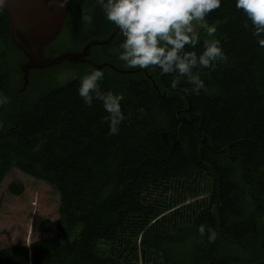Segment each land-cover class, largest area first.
Masks as SVG:
<instances>
[{"label":"trees","instance_id":"1","mask_svg":"<svg viewBox=\"0 0 264 264\" xmlns=\"http://www.w3.org/2000/svg\"><path fill=\"white\" fill-rule=\"evenodd\" d=\"M68 1L73 50L117 29L97 0ZM6 16L1 38L9 36ZM207 22L219 23L227 59L197 70L207 89L199 95L185 91L186 79L172 89L159 69H130L110 56L122 33L92 50L91 59L105 58L99 65L133 72L105 68L100 82L124 96L116 135L102 122V102L88 107L79 96L84 75L18 97L9 60L18 48L0 41V93L8 97L0 106V189L16 168L60 195L58 223L40 224L57 234L30 248H0V264H264V48L235 0H223ZM9 191L22 196L25 187L16 182ZM201 224L215 240L200 237Z\"/></svg>","mask_w":264,"mask_h":264},{"label":"clouds","instance_id":"2","mask_svg":"<svg viewBox=\"0 0 264 264\" xmlns=\"http://www.w3.org/2000/svg\"><path fill=\"white\" fill-rule=\"evenodd\" d=\"M8 0H0V10ZM105 19L114 24L123 35V42L110 54H117L130 69L147 70L157 68L171 76L170 87L177 88L186 79L191 86L185 91L199 95L206 91L205 82L198 69L212 70L227 59L218 39L206 40L202 51L197 28H203L209 37L217 29L207 18L220 9L223 0H97ZM235 8L250 22L244 25L252 29L259 47L264 48V0H235ZM104 72L93 70L84 75L78 88L83 103L91 107L94 100L102 102L108 114L102 122L109 126V135H116L126 119L122 111L123 94L104 92L100 82ZM8 103V97L0 93V106ZM201 238L207 235L209 242L216 239V233L206 224L198 228Z\"/></svg>","mask_w":264,"mask_h":264},{"label":"rangeland","instance_id":"3","mask_svg":"<svg viewBox=\"0 0 264 264\" xmlns=\"http://www.w3.org/2000/svg\"><path fill=\"white\" fill-rule=\"evenodd\" d=\"M218 30L219 23L214 24ZM199 35V41L205 42L206 40L216 39L218 31L209 37L206 30L203 28H197ZM123 37L120 41H123ZM55 50L59 51H72L74 47L70 44V41H65V37L60 36L52 46ZM51 48V47H50ZM48 46V49H50ZM13 50V49H11ZM45 52L50 54V50L45 49ZM99 50L94 51V56L98 54ZM53 53V52H52ZM110 56H118L117 54H109ZM51 57H54L51 55ZM10 65L13 71V83L15 89L20 88L21 75L18 71V67L25 63L24 58L18 49H15L10 55ZM96 63H103L105 58L103 56L92 57ZM76 67V65H74ZM92 67L86 65H80L71 69L68 64L64 63L57 68H49L45 70L43 74L52 75V80L49 85H64L70 82L78 75H86L91 73ZM95 69V68H94ZM20 70V68H19ZM54 70V71H52ZM96 70V69H95ZM11 71V72H12ZM104 72V70H102ZM38 73L35 71L32 75V81L28 89L27 97L34 98L37 92H32L38 77ZM41 76V75H40ZM20 84V85H19ZM42 89L43 85H39ZM2 125L0 122V130ZM36 181V182H35ZM20 182L25 187V192L22 196H14L9 191L11 184ZM59 193L50 185L42 181H37L31 176H28L20 170L13 168L9 175L4 179L0 189V248H10L15 246L29 247L32 243L53 237L57 234L56 230L50 233L42 232L40 230V224L43 220H50L54 225L59 221Z\"/></svg>","mask_w":264,"mask_h":264},{"label":"water","instance_id":"4","mask_svg":"<svg viewBox=\"0 0 264 264\" xmlns=\"http://www.w3.org/2000/svg\"><path fill=\"white\" fill-rule=\"evenodd\" d=\"M67 10L68 0H8L4 7L3 11L8 12L11 17L13 37L17 39V34L20 33L23 38L13 42L28 59L27 64L22 67L25 74L24 89L27 87L31 70L53 68L64 62L74 65H89L100 70L106 66L115 69L111 65H97L89 61L88 57L92 48L111 45L119 33L118 28L107 41H92L81 53L68 52L52 59L44 57L43 50L60 33L67 16ZM119 72L122 74L133 73Z\"/></svg>","mask_w":264,"mask_h":264},{"label":"flooded vegetation","instance_id":"5","mask_svg":"<svg viewBox=\"0 0 264 264\" xmlns=\"http://www.w3.org/2000/svg\"><path fill=\"white\" fill-rule=\"evenodd\" d=\"M4 23H6L9 26V36L7 38H1L0 37V41H15L10 35V33H11V24H10L9 15L5 17ZM62 35L65 37V41H70V44H73L74 41H77L76 35L71 30H68L66 28L65 24H64V26H63V28H62V30L60 32L59 37L62 36ZM17 36H18V38L16 39V41L23 39L22 35L20 33H18ZM116 40H117V38H116ZM55 41H57V40H55ZM72 51H74V50H72Z\"/></svg>","mask_w":264,"mask_h":264},{"label":"bare ground","instance_id":"6","mask_svg":"<svg viewBox=\"0 0 264 264\" xmlns=\"http://www.w3.org/2000/svg\"><path fill=\"white\" fill-rule=\"evenodd\" d=\"M68 7H69V1H68ZM116 30H117V29H116ZM116 30H115V31H116ZM115 31H114V32H115ZM114 32H113V33H114ZM113 33H112V35H113ZM112 35H111V36H112ZM111 36H110V37H111ZM110 37H109V38H110ZM116 37H117V36H116ZM116 37H115V38H116ZM109 38H108V39H109ZM43 55H44V51H43ZM44 57H46V54L44 55ZM29 76H30V75H29ZM46 184H47V183H46Z\"/></svg>","mask_w":264,"mask_h":264}]
</instances>
